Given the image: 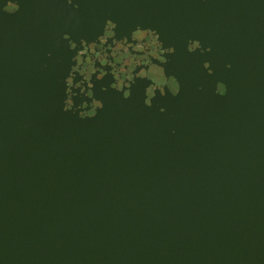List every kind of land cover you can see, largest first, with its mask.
Wrapping results in <instances>:
<instances>
[{
	"label": "water",
	"instance_id": "obj_1",
	"mask_svg": "<svg viewBox=\"0 0 264 264\" xmlns=\"http://www.w3.org/2000/svg\"><path fill=\"white\" fill-rule=\"evenodd\" d=\"M67 3L0 0V264H264V0Z\"/></svg>",
	"mask_w": 264,
	"mask_h": 264
},
{
	"label": "clouds",
	"instance_id": "obj_2",
	"mask_svg": "<svg viewBox=\"0 0 264 264\" xmlns=\"http://www.w3.org/2000/svg\"><path fill=\"white\" fill-rule=\"evenodd\" d=\"M67 4H68V5H71V0H68V3H67ZM111 21H112V20H108L107 23H110ZM67 37H68V36L66 35V36H65V39H67ZM192 41H193V40H192ZM192 41L189 42L188 49H189L190 44H191ZM209 51H210V49H209ZM67 80H68V78H67ZM145 103L147 104L146 101H145ZM147 105H148V104H147Z\"/></svg>",
	"mask_w": 264,
	"mask_h": 264
}]
</instances>
